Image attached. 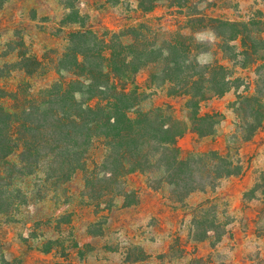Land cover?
<instances>
[{
    "label": "rangeland",
    "instance_id": "1",
    "mask_svg": "<svg viewBox=\"0 0 264 264\" xmlns=\"http://www.w3.org/2000/svg\"><path fill=\"white\" fill-rule=\"evenodd\" d=\"M210 17L248 23L244 38L229 41L235 57L221 48ZM260 37L264 0H0L5 108L19 109L28 95L39 96L60 81L84 82L73 73L80 71L75 59L80 63L87 57L106 72L112 49L130 59L133 51L185 42L201 65L225 66L230 80L225 92L192 98L178 78L163 79L160 64L140 66L127 78L110 73L107 82L124 83L130 91V118L159 110L180 123L181 157L215 151L236 165V173L180 200L156 169L131 172L117 183L102 179L107 146L101 137L91 140L83 168L64 183L44 182L41 170L23 176L13 170L12 178L0 180V264H264ZM76 96L91 105L105 102L86 93ZM194 114L211 118L194 122ZM90 170L99 178L87 186ZM203 215L215 221L217 231L210 229L207 237L205 223H194Z\"/></svg>",
    "mask_w": 264,
    "mask_h": 264
},
{
    "label": "trees",
    "instance_id": "2",
    "mask_svg": "<svg viewBox=\"0 0 264 264\" xmlns=\"http://www.w3.org/2000/svg\"><path fill=\"white\" fill-rule=\"evenodd\" d=\"M208 19L227 57H235L234 46L229 41L244 38L248 23L220 17ZM75 34L83 36L84 31ZM258 39L264 43V39ZM242 46L246 50L244 42ZM126 49L128 47L123 48ZM192 52L193 48L185 42L166 44L157 50L145 48L142 53L133 51L129 53L130 59L121 58L120 52L112 49L106 72L103 65L97 70L87 57L79 63L74 56L80 71L73 73L84 82L78 78L69 83L57 82L41 91L39 96L28 95L19 109L5 108L0 101V180L12 178L13 170L22 176L41 170L44 182L64 183L74 171L83 168L87 148L94 137H101L107 146L101 162L102 179L117 183L120 177L131 172L156 169L178 200L191 191L211 185L219 177L236 173V165L215 151L181 157L176 146L177 138L183 133L180 123L165 117L159 110L141 112L130 118L126 113L131 106L130 91L124 83L116 86L107 82L110 73L127 78L140 66L160 64L159 74L163 79L178 78L184 84L185 93L192 98L203 99L209 93L225 92L230 86L225 66L216 62L201 65ZM97 57L102 56L98 54ZM119 60L122 64H118ZM103 79L104 82H100ZM194 86L195 92H191ZM78 93L105 102L87 104L77 98ZM209 118V114H194L193 121L204 122ZM198 133L205 135V132ZM14 154L16 158L9 160ZM95 178L99 177L93 171H86L85 184L90 185ZM5 191H9L8 186ZM197 219L196 225L205 223L202 233L207 237V232L214 230L215 221H209L207 215Z\"/></svg>",
    "mask_w": 264,
    "mask_h": 264
}]
</instances>
